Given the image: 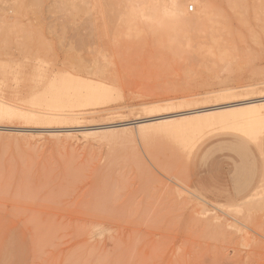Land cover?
Wrapping results in <instances>:
<instances>
[{
  "label": "rangeland",
  "instance_id": "obj_1",
  "mask_svg": "<svg viewBox=\"0 0 264 264\" xmlns=\"http://www.w3.org/2000/svg\"><path fill=\"white\" fill-rule=\"evenodd\" d=\"M198 1L233 17L225 56L202 52L196 39L175 44L169 28L133 10L139 0H77V11L68 0H0V264H264L254 137L214 131L188 156L166 137L156 136L161 145L134 126L105 127L264 87V0ZM181 3L190 14L197 9L193 0ZM48 88L68 97L55 108L65 115L16 113L52 111L35 103ZM183 98L190 101L179 105ZM201 184L213 189L205 206L193 194ZM229 200L256 206L227 215L216 202ZM214 215L225 224L221 234L209 224ZM251 220L262 228L242 227ZM230 221L244 232L226 227ZM246 233L250 246L242 244Z\"/></svg>",
  "mask_w": 264,
  "mask_h": 264
},
{
  "label": "bare ground",
  "instance_id": "obj_2",
  "mask_svg": "<svg viewBox=\"0 0 264 264\" xmlns=\"http://www.w3.org/2000/svg\"><path fill=\"white\" fill-rule=\"evenodd\" d=\"M170 1H171L173 8L169 9V8H165L164 4L161 5L162 7L158 6L160 4L156 1H153V0H139V3H140L139 6L133 8V10L137 13H140L141 16L146 17L147 19H150L152 21H158V23L161 24L162 27L169 28L170 29L169 35L174 40L175 44L177 42L176 39H178V42L180 41V39L184 40V41L187 40V43H190L189 41L196 39L198 41V45H199L200 49H203L202 52H205L208 55L219 54L220 56H225L226 54H228V51H230V38H231V35L233 33L232 29H233V23H234L233 17L229 14L228 10H226V9L219 10V13H217L215 11V9L210 6L209 3H201L198 0H193L195 3H197V9L194 13L190 14V13H188V10L183 9L182 3H181L182 0H170ZM68 6H70L72 9H74L76 11L79 9V4H78L77 0H68ZM193 8H194V6H192V9ZM159 13H161V14L159 15ZM192 29H195L196 33L195 34L193 33L192 35H190L189 32L193 31ZM78 43L80 45H83L84 44L83 39L78 38ZM262 82H261V84L264 85V82L263 83ZM259 85H260L259 83L252 85V86L256 87L257 90H259V92L257 94L250 96V97H243V98L233 97L235 99H231V100L225 101L223 103H216L214 105H210L207 107L189 108L186 110H182V111H178V112H172V113H165V114L158 115V116L147 115L144 117H140L136 120L126 121V122L121 121L115 125H107L105 127H110L108 129V131L112 132V133H115L118 130H120L118 132H124V133L128 132L129 133L131 131L129 128H131V126H134L136 128V130L138 131L137 133L140 134L139 137H142L141 139H144V140H147L148 138L154 139V138H156L157 135L161 136V138L166 137V138L170 139L171 141H173L176 145L181 147L183 149L182 151L188 153V156L190 153H192L193 149L196 147V145L198 144L199 141H201L203 138L207 137L208 135H210L214 131L236 132V133H239L243 136L254 137L257 144L260 145L262 142L263 135H264V87L259 88L258 87ZM243 87H246V86H243ZM70 89H71L70 87H68V88L66 87L63 92L66 94V91H68ZM231 89H232L231 87L230 88H222L220 90H217V92L218 93L226 92V91L231 90ZM57 92H59V91H57ZM181 101H183V102H181ZM189 101H190V98L189 99H185V98L180 99L179 105L182 103L189 102ZM68 102H69V100H68V97L66 95L61 96L59 94H56L55 90L53 88H48L44 94H42L39 97H36L35 103L36 104H42V103L47 104L50 106V108H53L52 111L45 112L44 110H41V109L21 107L22 110L16 111V113L22 114L28 119H32V118L50 119V117L54 116V115H65L64 113L57 112L56 109L57 108H63L64 106H67ZM112 126H116L119 128L118 129L111 128ZM92 128L94 129L96 127H92ZM133 132L134 131H132V133ZM93 133H97V132L95 131ZM128 133H127V135L129 136ZM149 135L151 137H149ZM153 135L155 136L154 138H152ZM56 136L61 137V135H56ZM128 136H127V138L125 137L127 140H128ZM133 136H135V135H133ZM129 138H130V136H129ZM166 138H164V139H166ZM131 139H132V137H131ZM133 139H134V142L136 143V139L135 138H133ZM164 139H162V140H164ZM156 140L158 141V137L156 138ZM148 141H146V142H148ZM158 142H160V144H161L160 138H159ZM170 142L168 141L167 143H170ZM135 143H133V144H135ZM162 144H165V143L162 142ZM156 147H158V146L156 145ZM175 149H177V148H175ZM153 152H155V151H153ZM156 152H158V151H156ZM161 152H162V150H161ZM182 155H183V153H182ZM183 157H184V155H183ZM185 159L189 161V157L185 156ZM160 163H161V161H160ZM175 180H176V178H175ZM162 185H164V184H162ZM169 193H168V195H169ZM254 193L256 196H260V197L264 195V174L262 176V179H261L259 185L254 190ZM193 194L195 196H197L198 198L202 199L201 203H203V201L205 202L206 200L208 201V199H206V197H204L202 194H200V192L196 188L194 189ZM168 195L165 198H168L169 197ZM181 195H182V193H181ZM171 197H172V195H171ZM256 199H258V198H256ZM260 202L264 203L263 200L259 201L258 203H260ZM201 203L199 205L203 209L204 203H203V205H201ZM212 203H214V202L212 201L211 205H212ZM235 203L234 204H232V203H228V204L218 203L220 208L216 205L217 202L215 205L218 207V210L224 209V211L228 215L229 212H230V214H232V212L241 213L245 208L248 209L250 207V209H251V205L254 204V203L251 205L249 204V207H248L247 206L248 204L246 202L243 204H235ZM254 205L256 206V203ZM212 207H214V205ZM224 207L229 208L231 210H228ZM182 208H184V207H182ZM185 209H186V207H185ZM225 209L228 210V212ZM200 214H203V212ZM207 214L210 215L212 213L210 212ZM189 215H192V214L190 213ZM217 215L216 216L214 215L213 218L210 217L212 219H210L208 221H209V224L211 225V227L213 226V228L214 227L216 229L218 228L219 230L218 229L217 230H218V232L220 231V234H221L222 230H220V229H222V228L224 229L225 224L220 221V216H217ZM230 216L233 217L234 215L233 216L230 215ZM192 217L193 216H191V218H190V216H189V219H192ZM195 217H196V215H195ZM198 217H199V215H198ZM258 217H260V216H258ZM234 218H235V216H234ZM236 219H238V218H236ZM239 221H241V220H239ZM239 221L236 220V222H239ZM262 222H264V221H262ZM190 223H192V221ZM201 223L202 222H200V224ZM246 223L247 222H245V223L241 222V224H244L242 227L245 226L246 229H252L253 230L254 228H257L259 226L258 225L256 227L255 225H253L255 223H253L252 220H251V222L249 221V224L251 223L250 225H253L254 226L253 228L249 227L248 226L249 224H246ZM200 224H199V226H200ZM236 224L235 223L232 224V222H231V224H227L226 227L230 226L232 228H235L234 229L235 231L239 230L236 232L242 233L241 231H243L244 229L242 230V228H240V226H238ZM239 224H240V222H239ZM99 226H101V225H99ZM196 227H195V229L197 230ZM207 227L205 225V229ZM259 228L261 229L262 227L260 226V227H258V229ZM97 230L101 231L98 228H97ZM199 230H197V231H199ZM227 230H228V228H227ZM252 230H250V231L252 232ZM200 231H202V230H200ZM222 232H224V230ZM260 232H262V231H260ZM253 233H254V231H253ZM212 234H211V238L213 236L217 235V234L216 235L213 234V236H212ZM225 234H226V232L224 233V235ZM201 235H203V234H201ZM204 235H207V232ZM222 235H223V233H222ZM220 236L218 233V239H217V237L215 238L216 241L220 240L219 239ZM239 236H241V235H239ZM247 236L248 235L246 233L244 238L241 237L242 241H243V242L242 241L241 242H242V244H245V246H246V244H249L248 246H250V243H248L249 238ZM250 236L251 235H249V237ZM261 237H264V236H261ZM209 238H210V236H209ZM237 238H239V237H237ZM250 239H252L254 241L253 237ZM223 240L221 242H223ZM259 243H261V242L259 241ZM116 245H118V244H116ZM179 245H177V247ZM233 245H231V246H233ZM251 245L254 246L255 244L252 243ZM236 247H237V245H236ZM257 247H256L257 249L260 248V246H257ZM252 249L254 250L255 248L252 247ZM261 250L264 251L263 249H260V252H261ZM254 253H257V252H254ZM252 255H253V253H251V256ZM261 256L259 255V257H261ZM180 258H181V256H180ZM260 259H262V258H260ZM242 262L244 263V261H242Z\"/></svg>",
  "mask_w": 264,
  "mask_h": 264
},
{
  "label": "crops",
  "instance_id": "obj_3",
  "mask_svg": "<svg viewBox=\"0 0 264 264\" xmlns=\"http://www.w3.org/2000/svg\"><path fill=\"white\" fill-rule=\"evenodd\" d=\"M221 133H228V134H232V135H235L236 137L237 136H240L239 138H241L243 135H241V134H239V133H236V132H221ZM204 139V138H203ZM258 145V144H257ZM258 148H259V153H260V156H261V160H262V171H263V174H264V135H263V138H262V142H261V144L260 145H258ZM263 174H262V176H263ZM262 176H261V178H260V180H259V183H260V181H261V179H262ZM259 183L257 184V186L259 185ZM257 186L254 188V190L257 188ZM199 192H200V194H202L204 197H207V195H208V193L209 192H211L213 189H211V188H208L207 186H205L204 184L202 185L201 184V188H196ZM218 190L220 191V188H218ZM253 190V191H254ZM218 194H220V193H222V191L221 192H218V191H216ZM233 201H228V202H226V204L227 203H232ZM217 203H221V202H217Z\"/></svg>",
  "mask_w": 264,
  "mask_h": 264
}]
</instances>
